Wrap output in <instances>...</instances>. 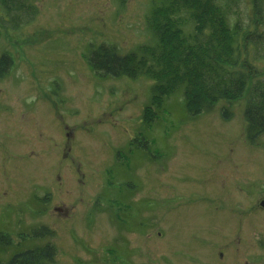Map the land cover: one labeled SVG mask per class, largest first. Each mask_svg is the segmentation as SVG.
<instances>
[{
  "label": "rangeland",
  "instance_id": "rangeland-1",
  "mask_svg": "<svg viewBox=\"0 0 264 264\" xmlns=\"http://www.w3.org/2000/svg\"><path fill=\"white\" fill-rule=\"evenodd\" d=\"M222 1L259 41L242 47L264 78V0L261 14ZM156 3L30 0L37 15L15 30L0 7L15 62L0 80L3 262L52 243L55 264H264V135L246 140V99L193 117L181 93L160 108L151 80L97 77L84 58L151 43Z\"/></svg>",
  "mask_w": 264,
  "mask_h": 264
},
{
  "label": "trees",
  "instance_id": "trees-1",
  "mask_svg": "<svg viewBox=\"0 0 264 264\" xmlns=\"http://www.w3.org/2000/svg\"><path fill=\"white\" fill-rule=\"evenodd\" d=\"M256 1L261 14V0ZM0 7L1 21L14 30L32 22L38 11L30 0H0ZM230 12L222 0H158L146 19L151 43L124 55L110 44L90 45L84 58L97 77L151 80L152 103L160 108L165 98L181 93L193 117L211 112L219 102L246 99V140L258 144L264 135V78L245 59L242 44L259 41L238 19L232 23ZM14 63L10 53L0 55V80L10 75ZM153 105L144 111L147 125L159 111ZM53 233L45 226L36 231L41 237ZM56 258V246L48 243L0 264H55Z\"/></svg>",
  "mask_w": 264,
  "mask_h": 264
},
{
  "label": "water",
  "instance_id": "water-1",
  "mask_svg": "<svg viewBox=\"0 0 264 264\" xmlns=\"http://www.w3.org/2000/svg\"><path fill=\"white\" fill-rule=\"evenodd\" d=\"M263 205H264V202H263Z\"/></svg>",
  "mask_w": 264,
  "mask_h": 264
}]
</instances>
